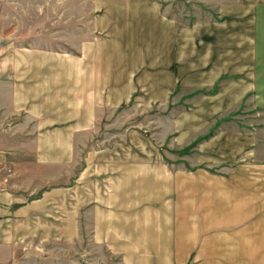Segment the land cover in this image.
I'll list each match as a JSON object with an SVG mask.
<instances>
[{
  "label": "rangeland",
  "instance_id": "obj_1",
  "mask_svg": "<svg viewBox=\"0 0 264 264\" xmlns=\"http://www.w3.org/2000/svg\"><path fill=\"white\" fill-rule=\"evenodd\" d=\"M62 1L0 0V47H39L81 58L78 50L95 38L91 33L102 40L94 30L100 20L91 16L95 0H68L67 6ZM238 1L111 0L110 6L115 5L125 22L117 18V30L109 25L104 29L110 38L101 41L104 60L131 59L141 65L152 54L156 61L135 73L130 102L113 109L97 107L89 127L77 129L71 162L64 153H56L57 167L35 169L31 147L22 151L20 139L7 144L17 153L0 162V177L12 179L15 168L20 170L22 194L27 201L40 202L35 209L40 218L34 220L38 226L26 231L25 247L15 264H148L150 228L162 231L169 253L192 242L239 241L243 234L246 238L248 225L258 223L259 231L251 232V227L248 237L264 240V48L256 45L255 51L242 56L253 79L249 78L253 86L248 88L226 86L225 78L207 88L188 86L192 82L186 78L183 86L173 88L171 71L169 77L164 75L168 87L159 85L161 70L163 74L170 70L176 56L181 71L197 66L223 69L229 61L239 67L241 37L225 39L221 32L226 27L213 13L214 6L238 5ZM99 17L106 19V11ZM160 17L183 35L165 30L167 41L160 42L164 29ZM212 32L216 33L211 43L200 39ZM128 34L133 45L145 35L150 40L152 34L153 50L131 46L128 57ZM126 88L129 85L123 82L121 97L127 95ZM64 163L68 166H59ZM162 181L166 182L164 202H160ZM218 183L224 187H216L217 205L211 215L199 218L198 237L193 239L195 228L185 212L202 210L201 186ZM247 195L248 203L239 200ZM190 198L196 200H185ZM222 207L226 210L220 211ZM159 209H172L173 215ZM161 219L163 229H156Z\"/></svg>",
  "mask_w": 264,
  "mask_h": 264
},
{
  "label": "crops",
  "instance_id": "obj_2",
  "mask_svg": "<svg viewBox=\"0 0 264 264\" xmlns=\"http://www.w3.org/2000/svg\"><path fill=\"white\" fill-rule=\"evenodd\" d=\"M63 2L67 6L68 0L61 3ZM94 2H99V4L96 5ZM94 2L90 7L93 12L91 16L92 18L98 17V20H100L98 21V26L94 25L96 27L94 30L96 29V34L102 40L98 41L97 35L94 32L91 33L89 36H95V38L87 43L86 46L88 47L78 50L82 57L76 58L77 60H74L72 55L66 53L58 54L57 52L39 47H16L12 44L7 46L1 45L0 162H4L9 156L17 153L8 150L7 144L12 139H20L19 142L20 145L24 146L22 149L24 152H27L25 150L26 146V148L31 147V152L35 155L32 158L33 162L31 166L36 167L35 169L57 167L56 153H64L69 157V161L71 162L70 157L72 156L74 145L73 137L74 133H77V129L89 127L97 107L109 106L113 109L130 102L131 92L134 88L133 78L135 73L141 67L152 62V60L156 61L152 57V54L143 59L141 65H139L140 62H135L131 59H127L121 63L105 61L104 53L106 49L104 48L105 44L101 41L110 38L108 37L107 30L104 32V29L109 25V29L113 28V30H117L118 24L116 23V19L118 18L122 22H125V19H120L115 5L110 6L111 0H95ZM238 2V5L228 7L226 5L214 6L213 13L217 14L221 19L218 24H223L226 27L221 32V35L225 39L232 41L233 37L237 39L241 37L239 45L242 49L240 54L242 62L239 67H232L229 61L223 69L207 70L206 68L197 66L192 67V70L181 71L180 67H178L176 56V59L170 66V70L165 71V74H163L164 70H161L159 85L162 89L168 87L169 71H171V80L175 84L173 88L179 85L183 86L186 78L191 80L192 84H188V86L192 87H211L221 78H225L224 83L226 86L239 88L253 86V84L248 82L249 78L251 79V71L249 72V68L244 65L242 56L249 55L251 49L255 51L256 45H260L262 49L264 48V0H239ZM144 8L147 7L144 6ZM140 9H142V5ZM105 11L107 18L99 17L103 16ZM95 13H97V16L94 15ZM160 20L164 24L160 42L167 41L165 33L183 35L179 29H174L175 27L173 28L172 24L168 20H165V18L160 17ZM165 30L166 32L164 33ZM215 33L204 34L200 39L211 43ZM3 35L2 32V39ZM152 36L150 34L149 40V35H145L143 39L140 38L141 43L136 40L135 45H133L132 37L128 34V42L130 43V45H127V49L130 50L128 57H130L133 51L131 50V46L134 48L141 47L146 51L153 50L154 43L152 42ZM185 41L189 44L191 40L185 39ZM112 52L114 53L115 51ZM158 53L162 57L161 51ZM230 57H232V54ZM167 73L168 77H166ZM164 75L166 76L164 77ZM195 78L197 79L196 81H194ZM260 78L262 79L263 77ZM123 82L127 83L129 88L125 89V92H128L127 95L121 97L120 87H122ZM193 82L196 83L193 84ZM168 93L166 89L165 94ZM26 135H31L32 137L27 140L20 138ZM12 152L14 153L12 154ZM59 166L66 167L68 165L64 163ZM19 167L21 165H18ZM21 175L20 170H16L15 168L11 174L12 179L5 176L0 177V264L17 263L18 256L22 254L21 250L25 247L26 231H34V226H38L34 223V220L35 218L38 220L40 218L39 213L35 212V209L39 208V199L27 201L25 195L22 194L23 188L20 186L22 182L19 181L22 178ZM165 177L167 178V176ZM192 177L194 176H181V178L189 181ZM194 178L198 181L200 179ZM210 180V178H204L205 182ZM162 183V200L160 202H164L163 200L166 198L163 191L166 182L162 181ZM30 184L31 188L34 189L35 184L32 180ZM218 184L214 187L201 186L203 190L200 192L203 193L198 194V196L202 197L199 200L202 210L185 212L184 216L191 217L193 228H195L191 232L193 233L191 235L193 239L198 237L197 232H199V229L197 226L198 222H200L199 218L211 215L217 205L216 187H224L223 184ZM178 189L179 186L177 185ZM173 195L172 192L170 196L172 197ZM223 195H228V193L224 192ZM248 196L241 197L239 200L242 199V202L248 203ZM194 199L196 200V198L185 200L193 202ZM159 210L161 212L166 211L164 209ZM169 210L172 216L173 211L172 209ZM225 210L222 207L220 211ZM168 213L165 215L168 216ZM158 226L163 229L164 219H161L157 223L156 229H158ZM260 226L259 223L256 225L251 224V226L248 225L244 229L247 233L246 238L245 234H243V238L239 241L222 239L205 240L204 243H200L199 245L196 242H192L187 243V245H179L173 249V252L170 251V253L164 249L163 242L166 239L163 240L164 235L161 233L162 231L156 229V231H152V228H148L151 231V235L150 239L147 240L148 244H146V256L148 258L146 263L264 264V240H253L250 236L248 237L251 227V232H258ZM189 231L191 230L189 229ZM195 233L196 236H194ZM191 256L192 260L190 259Z\"/></svg>",
  "mask_w": 264,
  "mask_h": 264
}]
</instances>
